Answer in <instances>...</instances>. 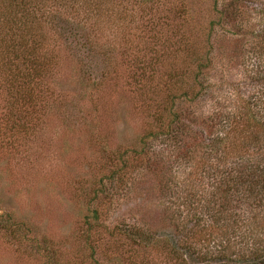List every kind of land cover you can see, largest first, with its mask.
I'll use <instances>...</instances> for the list:
<instances>
[{"label":"rangeland","instance_id":"rangeland-1","mask_svg":"<svg viewBox=\"0 0 264 264\" xmlns=\"http://www.w3.org/2000/svg\"><path fill=\"white\" fill-rule=\"evenodd\" d=\"M86 3L54 7L61 13L52 19L38 14L41 29L30 32L44 40L41 75L23 79L30 51L8 55L0 44V264H173L170 239L191 226L180 203L191 184L216 181L220 153L204 148L190 161L184 145L196 146L182 135L146 146L139 138L169 93L190 138L207 144L225 131L219 149L236 159L241 131L224 122L264 97V64L254 60L251 38L264 27V0ZM2 29L0 40L16 34L28 43L24 32L3 37ZM182 32L186 49L175 37ZM205 51L195 82L193 57ZM174 72L185 78L171 89ZM184 90L196 98L184 99ZM129 225L145 228L151 242L131 244L118 233Z\"/></svg>","mask_w":264,"mask_h":264},{"label":"trees","instance_id":"trees-1","mask_svg":"<svg viewBox=\"0 0 264 264\" xmlns=\"http://www.w3.org/2000/svg\"><path fill=\"white\" fill-rule=\"evenodd\" d=\"M86 2L87 0H83V2L80 0H0V27L3 28L1 35L5 37L7 33L21 31L26 34L25 36H30L23 37L28 43L20 42L21 36L16 34L9 36L6 41L0 40L2 48L8 55H17L18 51L21 52L24 49L30 51L29 59L33 58L32 72L21 73L20 76L23 79H30L43 72V69H38L35 66L36 54L44 50V40L37 35L32 37L30 32L33 27L35 29L40 27L36 26L41 18V16L38 17V14H49L52 19L57 16L54 15L55 13H61L54 7L60 9L67 7L74 10L87 6L89 9L90 6ZM183 13L185 11L182 9L175 10L178 20ZM237 13L240 15L236 9ZM182 20L181 18L179 21ZM49 25L52 33L56 34L57 25L55 22ZM87 30L91 33L95 31V28L90 27ZM175 37L179 39V44L182 47L180 49H186L187 40L184 33L175 35ZM251 38L258 48L257 54L254 52L256 54L254 60L264 64V27L254 30L251 33ZM87 41L94 44L90 37L89 39L87 37ZM207 55L209 53L205 51L199 53L196 58L193 57V60L196 61L194 68L197 70L194 72L195 82L196 78L199 79L202 67H206ZM156 63L157 60H153L149 65ZM260 72L263 73L260 80L264 81V70ZM184 76L185 73H169L167 78L171 89L177 84L179 86L184 81ZM18 87L21 89V84ZM182 97L192 102L196 98V94L193 95L192 91L184 90ZM175 99H177L176 95L168 93L165 104L157 109L152 116L154 123L149 125L140 136L139 143L146 146L147 143L157 140L158 137L165 141L182 135L186 142L193 141L191 145L196 146V149H188L184 145L187 149L185 152L189 153L190 161L197 160L201 149L208 148L210 151L220 153L222 169L217 172L216 181L206 184L205 187L191 184V194L186 195L185 201L180 203L181 208H185L187 211L185 215L189 216L191 226L187 228L186 233L181 235V238L170 239L173 264H264V97L263 99L255 97L254 101L249 103L251 106L245 102L244 112L237 110L236 116L228 117V121L224 122V124L229 123L226 126H229L230 131L236 125V132L237 130L243 133L248 132L247 136L242 135L241 132L236 136L238 142L236 141L235 160H229L223 147L219 149L221 144L226 142V136L223 137L225 131L219 138H212V141L207 144L202 138L197 140L196 137H189L190 134L186 128L188 125L183 122L181 112L173 110ZM166 113H172L173 117L166 120ZM201 125L206 126L204 122H201ZM116 173L113 170L111 179H114ZM211 185L212 187H210ZM207 187L210 188L208 196H205ZM97 214L96 211L94 213L95 220L98 219ZM176 227L178 228L179 224L175 225ZM118 229V233L135 246L146 247L151 242L149 238L144 237L146 235L145 228L129 225L124 228L118 227ZM168 241L169 239L165 240L166 244Z\"/></svg>","mask_w":264,"mask_h":264}]
</instances>
